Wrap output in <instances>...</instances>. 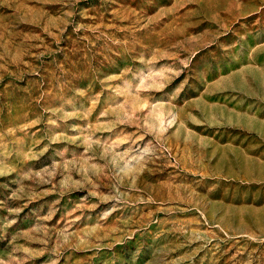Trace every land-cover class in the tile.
<instances>
[{
    "label": "rangeland",
    "instance_id": "obj_1",
    "mask_svg": "<svg viewBox=\"0 0 264 264\" xmlns=\"http://www.w3.org/2000/svg\"><path fill=\"white\" fill-rule=\"evenodd\" d=\"M0 264H264V0H0Z\"/></svg>",
    "mask_w": 264,
    "mask_h": 264
}]
</instances>
